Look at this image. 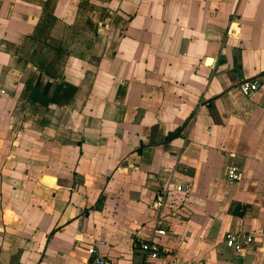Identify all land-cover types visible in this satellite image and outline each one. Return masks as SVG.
Here are the masks:
<instances>
[{
	"label": "crops",
	"instance_id": "1",
	"mask_svg": "<svg viewBox=\"0 0 264 264\" xmlns=\"http://www.w3.org/2000/svg\"><path fill=\"white\" fill-rule=\"evenodd\" d=\"M167 181L166 256L264 264V0H0V264H140Z\"/></svg>",
	"mask_w": 264,
	"mask_h": 264
},
{
	"label": "built area",
	"instance_id": "2",
	"mask_svg": "<svg viewBox=\"0 0 264 264\" xmlns=\"http://www.w3.org/2000/svg\"><path fill=\"white\" fill-rule=\"evenodd\" d=\"M259 85L256 81H241L237 90L244 96H249L256 92ZM231 181H237L239 174L236 168H232L228 175ZM191 187L189 185L171 183L167 181L156 191L155 197L151 203V209L157 213L156 227L153 230L152 236L148 240H140L138 243V252L141 258L140 264H193L192 262L182 261L174 257L165 255L163 247L160 245L161 237L165 236L166 230L162 226V211L166 204L167 197L171 194H182L187 196L190 193ZM173 218L181 219V216L176 212L171 215ZM250 237H240L238 234L228 233L225 236V246L232 252H241L243 246L250 243ZM104 246L102 241H94L86 249L87 255L90 259V264H116L113 260L105 257L100 247Z\"/></svg>",
	"mask_w": 264,
	"mask_h": 264
}]
</instances>
